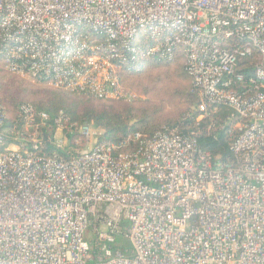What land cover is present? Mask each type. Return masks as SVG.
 I'll list each match as a JSON object with an SVG mask.
<instances>
[{
  "label": "built area",
  "instance_id": "2783aa9c",
  "mask_svg": "<svg viewBox=\"0 0 264 264\" xmlns=\"http://www.w3.org/2000/svg\"><path fill=\"white\" fill-rule=\"evenodd\" d=\"M178 46L231 155L29 103L6 128L0 101V264H264V0H0L7 68L65 91L120 98L121 65Z\"/></svg>",
  "mask_w": 264,
  "mask_h": 264
},
{
  "label": "trees",
  "instance_id": "16d2710c",
  "mask_svg": "<svg viewBox=\"0 0 264 264\" xmlns=\"http://www.w3.org/2000/svg\"><path fill=\"white\" fill-rule=\"evenodd\" d=\"M150 46L145 45L144 49ZM170 50L174 54L171 57L167 56V50L163 47L158 52H151L139 66L149 65L144 70L137 71L139 67L133 69L125 65L117 69L121 87L136 88L146 95L144 99L137 100L146 103L145 107L135 110L133 103L136 101L124 106V102L115 98H95L82 93L75 94L83 98L82 101L74 100L59 92L65 90L54 89L46 80L33 78L36 85L45 86L46 90H34L22 85L13 94H8L5 100L3 89L0 88L1 110L6 116L4 127L18 124L17 107L29 103L38 111L45 112L51 120L61 113L68 118L69 123L92 124L101 130L99 141H120L136 131L150 137L159 130L176 128L179 133L194 137L199 146L213 157H229L235 132L228 125L218 127L227 117L228 110L223 108L218 113H210L207 118L197 120V113L190 106L197 104L198 97L181 47ZM3 60L6 59L0 57L2 64ZM168 104L175 113L163 114ZM7 114H10V118ZM133 121L135 123L131 124ZM209 126L211 129L208 131ZM48 146L53 151H59L53 145Z\"/></svg>",
  "mask_w": 264,
  "mask_h": 264
},
{
  "label": "rangeland",
  "instance_id": "374dc122",
  "mask_svg": "<svg viewBox=\"0 0 264 264\" xmlns=\"http://www.w3.org/2000/svg\"><path fill=\"white\" fill-rule=\"evenodd\" d=\"M145 38H147V36ZM139 45H141V47H143L142 42L141 43L139 42ZM3 62H4L3 64L0 62V88L3 89L2 93H3V96L5 95L4 96L5 100H6V97L8 94H13L20 86L22 87V85L33 88L34 90H43V91L46 90L45 86L36 85V83H34L35 81L32 80L33 78L30 77L29 75L22 74V73H16L15 71L9 70L6 66V60H3ZM143 66L144 67H139L136 70L137 71L138 70H144L149 65H143ZM13 85H15V87H12ZM50 86L54 89H57L52 84H50ZM5 91H7L6 94H5ZM59 92L62 95H66V96L70 97L71 99L79 100V101L83 100V98H81L80 96L79 97L76 96L75 95L76 92H74V91H62L61 92V90H60ZM121 92L123 95L120 98H115V99L119 100L121 102H124L123 105L124 104L128 105V104H131L132 102L136 101V103H133L134 104L133 107L135 110H138V109L145 107L147 105L146 103H139L140 99H144L146 95L144 93L136 90V88H134L133 90L131 88L127 89L124 87V85H122ZM5 100H4V102H5ZM137 100H139V101H137ZM197 102H198V100H197ZM190 109L195 111L197 109V104H195L194 106H190ZM8 113H10V112H8ZM171 113H175V111L172 108H170V105L168 104L167 106H165V111L163 112V114L169 115ZM7 116L9 117L10 114L9 115L7 114ZM133 123H135V121H133ZM89 125L94 127L92 124H89ZM94 128H96V127H94ZM233 131L236 134L238 132V129L236 128Z\"/></svg>",
  "mask_w": 264,
  "mask_h": 264
},
{
  "label": "bare ground",
  "instance_id": "6f19581e",
  "mask_svg": "<svg viewBox=\"0 0 264 264\" xmlns=\"http://www.w3.org/2000/svg\"><path fill=\"white\" fill-rule=\"evenodd\" d=\"M151 39H149V41H150ZM140 66V65H139ZM139 66H133V68H138Z\"/></svg>",
  "mask_w": 264,
  "mask_h": 264
},
{
  "label": "water",
  "instance_id": "95a60500",
  "mask_svg": "<svg viewBox=\"0 0 264 264\" xmlns=\"http://www.w3.org/2000/svg\"><path fill=\"white\" fill-rule=\"evenodd\" d=\"M131 124H133V122Z\"/></svg>",
  "mask_w": 264,
  "mask_h": 264
}]
</instances>
